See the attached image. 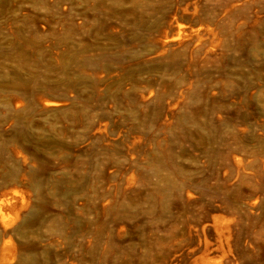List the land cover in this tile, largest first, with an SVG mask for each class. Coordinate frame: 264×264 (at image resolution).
I'll use <instances>...</instances> for the list:
<instances>
[{"label":"rangeland","instance_id":"1","mask_svg":"<svg viewBox=\"0 0 264 264\" xmlns=\"http://www.w3.org/2000/svg\"><path fill=\"white\" fill-rule=\"evenodd\" d=\"M0 264H264V0H0Z\"/></svg>","mask_w":264,"mask_h":264}]
</instances>
